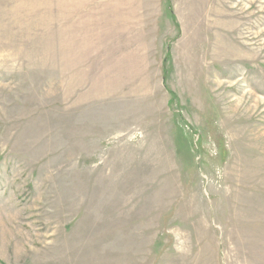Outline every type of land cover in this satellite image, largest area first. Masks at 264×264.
<instances>
[{
    "label": "rangeland",
    "instance_id": "obj_1",
    "mask_svg": "<svg viewBox=\"0 0 264 264\" xmlns=\"http://www.w3.org/2000/svg\"><path fill=\"white\" fill-rule=\"evenodd\" d=\"M0 264H264V0H0Z\"/></svg>",
    "mask_w": 264,
    "mask_h": 264
}]
</instances>
